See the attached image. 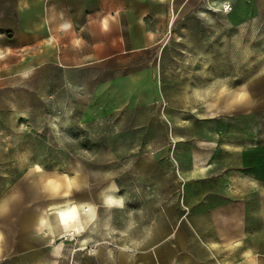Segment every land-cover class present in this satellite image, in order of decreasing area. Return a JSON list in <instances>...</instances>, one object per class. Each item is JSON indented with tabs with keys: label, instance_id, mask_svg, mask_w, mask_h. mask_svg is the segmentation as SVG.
Wrapping results in <instances>:
<instances>
[{
	"label": "rangeland",
	"instance_id": "rangeland-1",
	"mask_svg": "<svg viewBox=\"0 0 264 264\" xmlns=\"http://www.w3.org/2000/svg\"><path fill=\"white\" fill-rule=\"evenodd\" d=\"M227 1L170 11L142 51L0 74V264H264L261 221L216 235L264 213V0Z\"/></svg>",
	"mask_w": 264,
	"mask_h": 264
},
{
	"label": "crops",
	"instance_id": "crops-1",
	"mask_svg": "<svg viewBox=\"0 0 264 264\" xmlns=\"http://www.w3.org/2000/svg\"><path fill=\"white\" fill-rule=\"evenodd\" d=\"M198 1L0 0V74H30L49 62L61 68L80 67L145 50L159 42V29L169 20L170 11ZM66 206L74 213L70 225L56 228L50 212L46 225L51 234L75 226V205L51 211ZM251 218L264 223V213L234 211L220 218L217 237L223 243L245 241L251 228L243 221Z\"/></svg>",
	"mask_w": 264,
	"mask_h": 264
},
{
	"label": "bare ground",
	"instance_id": "bare-ground-1",
	"mask_svg": "<svg viewBox=\"0 0 264 264\" xmlns=\"http://www.w3.org/2000/svg\"><path fill=\"white\" fill-rule=\"evenodd\" d=\"M107 202H118L120 196L115 193H108L106 196ZM53 225L57 228L58 226H69L71 218L73 219L74 213L72 207L66 206L62 209H56L51 211ZM73 222V221H72Z\"/></svg>",
	"mask_w": 264,
	"mask_h": 264
},
{
	"label": "built area",
	"instance_id": "built-area-1",
	"mask_svg": "<svg viewBox=\"0 0 264 264\" xmlns=\"http://www.w3.org/2000/svg\"><path fill=\"white\" fill-rule=\"evenodd\" d=\"M224 7H226V8H229V5H228V3H225Z\"/></svg>",
	"mask_w": 264,
	"mask_h": 264
}]
</instances>
